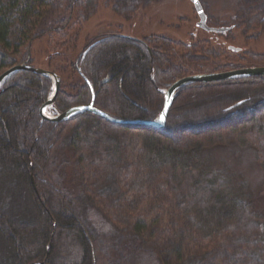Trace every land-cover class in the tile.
Wrapping results in <instances>:
<instances>
[{"label":"trees","instance_id":"obj_1","mask_svg":"<svg viewBox=\"0 0 264 264\" xmlns=\"http://www.w3.org/2000/svg\"><path fill=\"white\" fill-rule=\"evenodd\" d=\"M158 1L0 0V74L31 67L32 47L44 43L70 73L66 89L60 79L57 114L88 105L93 91L107 116L151 122L179 79L264 66V54H229L198 36L107 33L78 52L80 27L101 4L129 20ZM233 29L249 43L264 37V0ZM51 92L49 77L28 71L0 86V264H264V214L213 157L235 133L264 144V76L185 86L159 128L90 113L43 121ZM28 207L33 226L16 221ZM87 208L114 231L111 243Z\"/></svg>","mask_w":264,"mask_h":264},{"label":"rangeland","instance_id":"obj_2","mask_svg":"<svg viewBox=\"0 0 264 264\" xmlns=\"http://www.w3.org/2000/svg\"><path fill=\"white\" fill-rule=\"evenodd\" d=\"M260 2L262 0H159L129 20L112 14L108 8L101 4L95 16L81 25L78 37L79 49L77 50L80 51V46L85 40L101 34L121 33L133 38L160 35L180 42L187 41L191 36H198L202 39L208 38L213 47L225 50L229 54L250 51L263 55L264 37L249 43L244 41L242 31L231 30L237 20L243 16L251 15L254 12V7ZM30 52L31 67L56 71L62 77L57 75L59 79H63L64 89H66L65 83H67L70 73L65 71L66 61L63 55L59 59H49V56L44 53V43L40 42L35 43ZM23 64L27 65V63ZM72 82L76 83V77H72ZM48 113L52 117L57 114L53 107L48 110ZM223 139L225 141L228 139L229 144L213 151L217 165L224 168L228 174L235 175L246 183L248 191L254 198L256 208L264 214L263 142L249 132L235 133L233 136H226ZM96 144L94 142V146H97ZM189 188L192 190L190 186ZM22 196L25 197L24 194ZM87 215L96 232L105 242L111 243L114 239V231L94 209L87 208ZM15 217L17 223L24 222L22 223L24 226L36 224L29 207L21 217L17 218V215ZM136 264L151 263L143 258L137 259Z\"/></svg>","mask_w":264,"mask_h":264},{"label":"water","instance_id":"obj_3","mask_svg":"<svg viewBox=\"0 0 264 264\" xmlns=\"http://www.w3.org/2000/svg\"><path fill=\"white\" fill-rule=\"evenodd\" d=\"M200 12V10H199ZM200 15V13H199ZM18 71H28L31 73L43 75L45 77H49L52 82H53V89L51 96L47 99V101L41 106L39 109V116L43 121H49L52 123H60L67 121L70 119L72 116L79 114V113H90L96 116H99L103 118L106 121H109L113 124L117 125H136V126H144V127H152V128H159L164 125V122L167 117L168 109L171 105L172 99L176 92L180 90L181 88L195 84V83H212V82H221V81H227V80H232V79H237V78H243V77H258V76H264V67H252V68H242V69H237L233 71H228V72H223V73H216V74H205V75H193V76H188L184 77L182 79H179L175 81L164 93V103H163V109L161 111L160 116L157 118L155 121H124V120H117L113 119L103 112L97 110L94 107V95L93 91L92 93V99L91 102L88 105L85 106H79V107H74L71 109H68L67 111L58 114L54 117L52 116H46L44 115L45 109L48 107H52L54 104V101L56 99L58 90H59V85H60V79L57 75L50 71H45L42 69H37L30 67L28 65L22 64V65H16L13 66L9 69H6L0 74V86L1 84L13 73L18 72ZM106 80H104V83Z\"/></svg>","mask_w":264,"mask_h":264},{"label":"bare ground","instance_id":"obj_4","mask_svg":"<svg viewBox=\"0 0 264 264\" xmlns=\"http://www.w3.org/2000/svg\"><path fill=\"white\" fill-rule=\"evenodd\" d=\"M50 108H51V107H48L47 109H45V111H44V115H46V116H50L49 113H48V110H49Z\"/></svg>","mask_w":264,"mask_h":264}]
</instances>
